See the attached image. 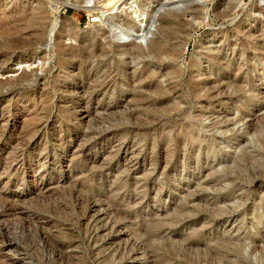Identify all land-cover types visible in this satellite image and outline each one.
<instances>
[{
    "label": "rangeland",
    "instance_id": "374dc122",
    "mask_svg": "<svg viewBox=\"0 0 264 264\" xmlns=\"http://www.w3.org/2000/svg\"><path fill=\"white\" fill-rule=\"evenodd\" d=\"M108 1L0 0V264H264V0Z\"/></svg>",
    "mask_w": 264,
    "mask_h": 264
},
{
    "label": "bare ground",
    "instance_id": "6f19581e",
    "mask_svg": "<svg viewBox=\"0 0 264 264\" xmlns=\"http://www.w3.org/2000/svg\"><path fill=\"white\" fill-rule=\"evenodd\" d=\"M70 1H74V4L77 3L81 8L91 11L92 14L95 13V9L100 7L96 6L93 0H69V2ZM169 3L168 0H164V2L160 4L161 7H164L169 5ZM106 5L107 8L110 7V9L102 11L101 16L109 20L108 25H110V29L116 33L123 42H129L136 38H140L142 43L148 41L153 29L157 26L156 18L163 9H157L154 5H150L149 8L146 7L147 9L143 8L144 10L139 9L138 0H109ZM122 10L131 13V21L126 25H121L114 20V14ZM97 19L98 17L95 16L93 20Z\"/></svg>",
    "mask_w": 264,
    "mask_h": 264
}]
</instances>
